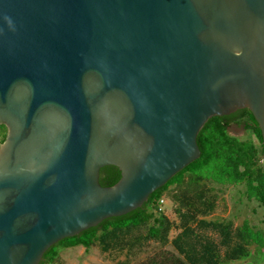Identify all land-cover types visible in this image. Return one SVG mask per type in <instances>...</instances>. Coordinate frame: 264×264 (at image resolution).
I'll return each mask as SVG.
<instances>
[{
	"label": "water",
	"instance_id": "obj_1",
	"mask_svg": "<svg viewBox=\"0 0 264 264\" xmlns=\"http://www.w3.org/2000/svg\"><path fill=\"white\" fill-rule=\"evenodd\" d=\"M244 108L264 143V0H0V264L142 207Z\"/></svg>",
	"mask_w": 264,
	"mask_h": 264
},
{
	"label": "trees",
	"instance_id": "obj_2",
	"mask_svg": "<svg viewBox=\"0 0 264 264\" xmlns=\"http://www.w3.org/2000/svg\"><path fill=\"white\" fill-rule=\"evenodd\" d=\"M233 125L252 136L242 139L232 134ZM6 134V126L0 125V143ZM198 144L200 157L155 190L142 207L62 239L48 249L40 264H58L60 249L77 245L86 249L98 245L103 252L117 251L128 257L151 240L162 247L170 244L175 251L161 248L134 264H228L249 257L253 247L263 249L264 228L249 219L235 227L230 220L209 218L217 204L216 184L242 187L248 202L264 208V143L252 112L244 108L211 117L198 135ZM120 176L118 167L108 165L100 171V182L112 185ZM165 194L177 221L162 208ZM173 229L178 233L171 238ZM208 230L220 240L206 234Z\"/></svg>",
	"mask_w": 264,
	"mask_h": 264
},
{
	"label": "rangeland",
	"instance_id": "obj_3",
	"mask_svg": "<svg viewBox=\"0 0 264 264\" xmlns=\"http://www.w3.org/2000/svg\"><path fill=\"white\" fill-rule=\"evenodd\" d=\"M230 132L242 139L252 136L248 131L234 125L231 126ZM238 188L215 185V192L218 197L217 204L209 218L230 220L235 227L242 224L245 219H249L255 226L264 228V208L261 205H257L255 201L248 202L242 194L243 188L241 187L240 190ZM172 205L173 203L169 200L168 195L165 194L162 200V208L171 220L177 221L172 211ZM177 233L178 230L173 229L170 237H175ZM206 234L216 241L220 240V236L213 231L208 230ZM137 248L126 257L125 254L117 251L103 252L98 245H94L90 249H86L82 245L69 246L60 249L58 264H119L126 261L128 264H134L161 248L175 251L172 245L167 244L162 247L159 242L153 240ZM222 249L224 250V248ZM228 264H264V248L259 250L253 247L249 257L238 262H229Z\"/></svg>",
	"mask_w": 264,
	"mask_h": 264
}]
</instances>
